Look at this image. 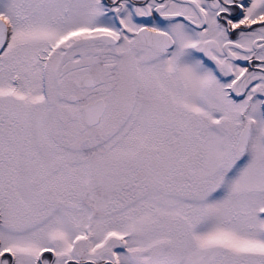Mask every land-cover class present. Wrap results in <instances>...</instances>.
<instances>
[{
  "label": "snow or ice",
  "instance_id": "obj_1",
  "mask_svg": "<svg viewBox=\"0 0 264 264\" xmlns=\"http://www.w3.org/2000/svg\"><path fill=\"white\" fill-rule=\"evenodd\" d=\"M0 264H264V0H0Z\"/></svg>",
  "mask_w": 264,
  "mask_h": 264
}]
</instances>
